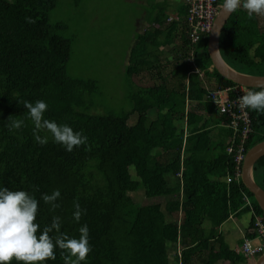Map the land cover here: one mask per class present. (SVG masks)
I'll list each match as a JSON object with an SVG mask.
<instances>
[{
    "label": "trees",
    "instance_id": "1",
    "mask_svg": "<svg viewBox=\"0 0 264 264\" xmlns=\"http://www.w3.org/2000/svg\"><path fill=\"white\" fill-rule=\"evenodd\" d=\"M63 1L0 0V186L28 191L38 200V233L58 217L59 232L49 233L54 240L60 233L78 238L87 224V264H171V251L175 264H247L239 250L246 238H256L254 218L264 213L242 183L241 168L247 152L264 142V113L248 110L252 132L238 162L239 134L228 152L235 136L231 118L206 101L209 93L236 84L212 67L207 35L198 43L190 40L186 3L178 10L179 21L168 20L169 4L154 6L150 26L134 37L124 70L135 84L128 90L131 108L102 113L94 101L97 81L68 73L74 42L65 35V23L52 17ZM179 28L181 41L169 53L172 68L164 75L162 48L173 45ZM220 52L236 71L264 76L259 16L236 10L222 30ZM146 75L160 83L138 85ZM37 100L48 104L45 119L80 131L86 143L68 152L39 132L49 139L38 144L23 106ZM14 119L24 121L20 129L10 127ZM253 178L264 190V156L254 165ZM54 190L61 193L56 207L40 199ZM140 190L145 204L132 198ZM248 212L245 239L232 248L219 228ZM62 251L55 249L56 259L44 264H63Z\"/></svg>",
    "mask_w": 264,
    "mask_h": 264
},
{
    "label": "rangeland",
    "instance_id": "2",
    "mask_svg": "<svg viewBox=\"0 0 264 264\" xmlns=\"http://www.w3.org/2000/svg\"><path fill=\"white\" fill-rule=\"evenodd\" d=\"M142 13V7L137 0H65L52 13L53 20L65 23L67 27L65 35L74 42L68 73L71 77L97 81L98 93L94 101L103 109L102 113L108 111L121 113L131 108L128 90L135 84L126 78L124 70L129 49L139 32L136 20ZM259 18L264 26V16ZM173 50L169 52L164 50L161 54V57H165L162 61L166 66L163 68L164 75L170 73L172 68V60L167 58ZM136 83L140 86H152L160 83V79L157 76L146 75L136 80ZM91 112L99 114L100 110ZM133 122L134 119H131L130 123ZM131 172L134 177V170ZM132 198L139 204L148 201L141 190L133 193ZM179 218L180 215L174 216L169 218V221H177ZM234 222L237 225L236 215L222 226V230L224 231L226 227L232 228ZM236 230L238 231L237 228ZM257 244L258 241H255L254 245ZM170 254L171 264H175L174 251ZM258 258H249L247 264H255Z\"/></svg>",
    "mask_w": 264,
    "mask_h": 264
},
{
    "label": "clouds",
    "instance_id": "3",
    "mask_svg": "<svg viewBox=\"0 0 264 264\" xmlns=\"http://www.w3.org/2000/svg\"><path fill=\"white\" fill-rule=\"evenodd\" d=\"M242 8L249 17L253 15L264 16V0H223L222 12L229 15ZM23 106L27 109V115L34 125V140L44 145L48 142L50 134L53 142L62 145L68 152L74 146L86 143L87 137L80 131H74L67 124H58L54 120L44 118L48 110V104L44 100L35 102L24 101ZM239 107L257 113H264V88L259 91L248 90L239 98ZM24 124L23 120H11L12 129H20ZM45 132L46 135H39ZM61 195L59 190L51 194H42L40 199L44 203H53ZM77 211L73 218L78 222L82 211L77 204ZM38 200L28 191L10 190L0 186V264H44L47 260H55V249L62 251L61 259L63 264H87V256L91 251L89 244L87 224L79 228V237H69L60 233L55 240L49 233L55 229L59 232L60 223L58 217L52 218L50 227L39 231L40 225L36 222ZM66 253V254H65ZM261 256V255H260Z\"/></svg>",
    "mask_w": 264,
    "mask_h": 264
},
{
    "label": "built area",
    "instance_id": "4",
    "mask_svg": "<svg viewBox=\"0 0 264 264\" xmlns=\"http://www.w3.org/2000/svg\"><path fill=\"white\" fill-rule=\"evenodd\" d=\"M187 4V22L189 24V38L193 43H198L204 36H209L212 30L215 18L222 7L221 0H185ZM249 88L239 85L225 88L209 93L206 97L207 102H212L218 105L221 114L231 118V128L235 136L231 140V145L228 147V152L234 150V144L237 142L239 134V143L237 148V161L243 159L245 152V145L248 140L249 134L252 132L251 115L247 109L239 107V98L242 97ZM247 205L249 201L246 199ZM254 233L256 232L257 245H254V240L245 239L241 251L246 257L254 258L264 253V218L257 216L254 218Z\"/></svg>",
    "mask_w": 264,
    "mask_h": 264
},
{
    "label": "water",
    "instance_id": "5",
    "mask_svg": "<svg viewBox=\"0 0 264 264\" xmlns=\"http://www.w3.org/2000/svg\"><path fill=\"white\" fill-rule=\"evenodd\" d=\"M234 13V12H233ZM225 15L222 7L218 12L213 27L208 36V54L212 61V67L224 78L234 82L236 85L249 89L264 88V76H253L240 73L230 67L223 59L220 52V37L223 28L232 16ZM264 156V142L252 147L246 154L242 162L241 180L244 186L254 196L258 206L264 213V190L257 185L253 178L254 165ZM255 264H264V253L256 260Z\"/></svg>",
    "mask_w": 264,
    "mask_h": 264
},
{
    "label": "crops",
    "instance_id": "6",
    "mask_svg": "<svg viewBox=\"0 0 264 264\" xmlns=\"http://www.w3.org/2000/svg\"><path fill=\"white\" fill-rule=\"evenodd\" d=\"M138 4L142 7V11L143 13L137 18L136 20V27H138L139 32L138 33H142L145 29H147L150 25L148 22V18L150 13L153 11L154 6L157 3H163L161 5H166L169 4V8L167 11V14L169 17L168 20L170 19H175V21H179L178 18H180V14H179V9L182 6H185V0H137ZM157 10V9H156ZM158 11V10H157ZM179 33H180V28L176 31V38L174 39V42L172 43L173 45L168 46V47H163V51H167L169 52L170 50L175 48V44L179 45L180 43V38H179ZM161 49V50H162ZM168 55V53H167ZM165 58V57H163ZM170 58V55L169 57ZM171 60V58H170ZM248 206V205H247ZM235 216V215H233ZM232 219V217L229 219V221ZM251 220V213H242L239 216L236 215V222L237 225H235L234 222V226L231 227H226L224 229V231L222 230V226L225 224H223L220 228H219V232L223 233L227 243L232 247V246H236L235 248H239V242L240 240H244V236L246 234V229L248 228L249 222ZM236 228L238 229V231L236 230ZM255 241L253 242V244H255ZM233 248V247H232Z\"/></svg>",
    "mask_w": 264,
    "mask_h": 264
}]
</instances>
